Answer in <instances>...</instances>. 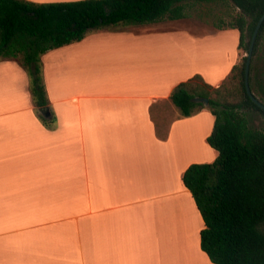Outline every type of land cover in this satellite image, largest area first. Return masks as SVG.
Listing matches in <instances>:
<instances>
[{
    "label": "crops",
    "instance_id": "crops-1",
    "mask_svg": "<svg viewBox=\"0 0 264 264\" xmlns=\"http://www.w3.org/2000/svg\"><path fill=\"white\" fill-rule=\"evenodd\" d=\"M122 23L41 55L51 127L24 68L0 59V264H214L182 181L216 158L214 117L181 116L169 95L194 74L218 86L238 30L192 16Z\"/></svg>",
    "mask_w": 264,
    "mask_h": 264
},
{
    "label": "trees",
    "instance_id": "trees-1",
    "mask_svg": "<svg viewBox=\"0 0 264 264\" xmlns=\"http://www.w3.org/2000/svg\"><path fill=\"white\" fill-rule=\"evenodd\" d=\"M215 1L218 0H0V59H14L24 68L36 115L51 127L53 117L39 110L49 108L42 54L79 41L94 28L120 22L144 24L179 19L189 16L186 10L192 4ZM230 1L238 11L232 15L229 27L238 30V49L246 53L264 11V0ZM263 33L264 21L249 74ZM244 64L245 56L218 86L194 74L179 82L169 95L181 116L208 108L214 117L206 140L217 151L216 158L192 163L182 175L204 221L200 247L214 264H264V130L255 123L260 116L264 119V110L246 94ZM249 84L251 88L250 76ZM194 97H206L208 104L195 102Z\"/></svg>",
    "mask_w": 264,
    "mask_h": 264
},
{
    "label": "rangeland",
    "instance_id": "rangeland-1",
    "mask_svg": "<svg viewBox=\"0 0 264 264\" xmlns=\"http://www.w3.org/2000/svg\"><path fill=\"white\" fill-rule=\"evenodd\" d=\"M238 10L235 9L230 0H218L210 3H194L186 10L187 15L199 20L207 21L217 27H229L231 17ZM124 22L122 24H127ZM129 24V23H128ZM224 46L229 44V41H223ZM244 49L238 50V62L241 63L245 56ZM28 76V75H27ZM249 76L251 77L252 91L264 100V33L260 39L258 51L253 63V69ZM29 79V78H28ZM165 113H169L168 108H164ZM256 125L264 130V119L260 116L255 120ZM163 132V131H161ZM264 231V226H262Z\"/></svg>",
    "mask_w": 264,
    "mask_h": 264
},
{
    "label": "water",
    "instance_id": "water-1",
    "mask_svg": "<svg viewBox=\"0 0 264 264\" xmlns=\"http://www.w3.org/2000/svg\"><path fill=\"white\" fill-rule=\"evenodd\" d=\"M264 21V11L261 14V16L259 17L254 30L252 32L250 41H249V45H248V50L245 54V64H244V87H245V91L246 94L249 96V98L251 99V101L253 103H255L258 107H260L262 110H264V103H262L252 92L251 88H250V84H249V71H250V65H251V60H252V56H253V51H254V46L256 43V38L259 32V29L261 27L262 22ZM195 102H203L205 105L208 104V98L206 97H194L192 99ZM40 112L47 116L48 114V109L47 108H41Z\"/></svg>",
    "mask_w": 264,
    "mask_h": 264
}]
</instances>
